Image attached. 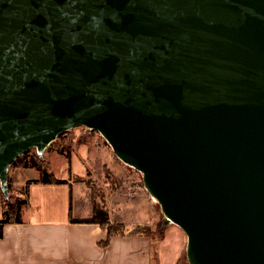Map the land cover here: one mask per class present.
Masks as SVG:
<instances>
[{
    "label": "water",
    "instance_id": "1",
    "mask_svg": "<svg viewBox=\"0 0 264 264\" xmlns=\"http://www.w3.org/2000/svg\"><path fill=\"white\" fill-rule=\"evenodd\" d=\"M77 127L141 175L154 261L173 225L188 264H264V0H0L5 199Z\"/></svg>",
    "mask_w": 264,
    "mask_h": 264
},
{
    "label": "crops",
    "instance_id": "2",
    "mask_svg": "<svg viewBox=\"0 0 264 264\" xmlns=\"http://www.w3.org/2000/svg\"><path fill=\"white\" fill-rule=\"evenodd\" d=\"M69 164L74 171L78 169L79 160L72 155L66 168ZM19 171L14 173L16 179L12 183L17 187L24 186L27 181L17 179ZM24 171L30 170L22 169ZM30 173L28 180L38 178L33 171ZM58 178L65 179L62 176ZM136 193L139 196L119 198L113 202L126 206V212L122 216L123 210L116 209L118 213L111 216L107 211L109 222L122 223L127 228L146 225L152 230L156 213L150 200L146 198L150 208L149 218L146 222L140 221L137 202L144 197L140 192ZM27 196L29 204L21 216L22 221L2 225L0 264H161L160 252L163 245L159 246V259L156 262L152 258L151 236H113L107 246L101 247L98 243L105 240L106 231L98 224L71 223L70 217H83L74 214L70 182L30 184ZM91 212L84 217H89Z\"/></svg>",
    "mask_w": 264,
    "mask_h": 264
},
{
    "label": "rangeland",
    "instance_id": "3",
    "mask_svg": "<svg viewBox=\"0 0 264 264\" xmlns=\"http://www.w3.org/2000/svg\"><path fill=\"white\" fill-rule=\"evenodd\" d=\"M58 149H62L63 153L59 154L57 152ZM33 154L36 155L34 149L28 150L26 159L31 158ZM67 155H69V160L72 155L79 160L78 169L73 171V167H70V164L66 168ZM40 159L44 161V164L45 162L48 164L46 168L52 171L55 176H62L70 182L73 211L76 216H86L92 211V207L104 208L111 216L118 213L116 209L123 210L122 216H124L126 206L114 204L113 202L119 198L125 199L124 197L139 196L136 192H140L144 198L138 199L137 202V211L140 212L138 218L144 222L148 220V210L150 208L145 199H149V196L140 185L141 175L118 161L111 153L106 142L96 131L77 127L65 132L45 150ZM27 169L30 171L22 172L21 168L13 166L11 171L8 172L10 181L12 183L15 181L14 173H17L18 170L21 171L17 175L18 180H28L31 171L37 177L38 172L34 168L28 167ZM22 187V185L17 187L14 184V190L11 191L13 196L11 197L9 194L7 199L0 191V214L1 195L4 200L11 202L16 197H22L19 194ZM92 199L93 201H90ZM152 201L155 203L154 199ZM158 232L159 230L155 232L150 230V236L156 238ZM160 234L163 238L161 242L163 246L160 252L161 264H188L185 259L186 243L184 234L173 225H167L165 232H160Z\"/></svg>",
    "mask_w": 264,
    "mask_h": 264
},
{
    "label": "trees",
    "instance_id": "4",
    "mask_svg": "<svg viewBox=\"0 0 264 264\" xmlns=\"http://www.w3.org/2000/svg\"><path fill=\"white\" fill-rule=\"evenodd\" d=\"M63 135V134H61ZM59 135V137H61ZM57 152L62 154V149H58ZM27 152L24 153L20 158L14 161L9 171L13 166H17L21 169H25L28 167L34 168L38 172L37 179L27 180L20 189L19 194L22 197H16L13 201L9 202L3 199L2 195V204H1V214H0V237L2 236V225L6 223H20L22 221V214L27 209L29 204V199L27 196V188L30 184L39 183V184H68V181L65 179H61L56 177L51 171L46 168L48 164L42 159H40L37 155L33 154L31 158L26 159ZM67 160H69V155L66 156ZM14 190V185L10 181L8 177V191L10 192V196L12 197L11 191ZM19 191V190H18ZM93 201V199L91 200ZM70 216V214H69ZM71 223H89V224H98L103 230L106 231V238L104 241L99 242V246L105 247L109 244L110 239L113 236H131V235H144L150 236V227L146 225H135L130 229L126 227L125 224L122 223H111L109 222L108 212L104 208H93L89 217L83 218H73L70 217Z\"/></svg>",
    "mask_w": 264,
    "mask_h": 264
}]
</instances>
